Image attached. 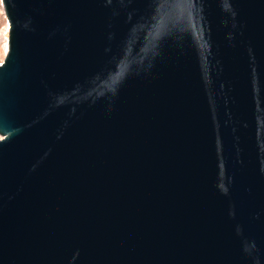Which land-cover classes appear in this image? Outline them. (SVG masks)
<instances>
[{
	"label": "water",
	"instance_id": "obj_1",
	"mask_svg": "<svg viewBox=\"0 0 264 264\" xmlns=\"http://www.w3.org/2000/svg\"><path fill=\"white\" fill-rule=\"evenodd\" d=\"M0 264H264V0H2Z\"/></svg>",
	"mask_w": 264,
	"mask_h": 264
},
{
	"label": "rangeland",
	"instance_id": "obj_2",
	"mask_svg": "<svg viewBox=\"0 0 264 264\" xmlns=\"http://www.w3.org/2000/svg\"><path fill=\"white\" fill-rule=\"evenodd\" d=\"M7 19L4 13V8L2 2H0V61L3 59L5 55V43H6V34L4 33V29L7 25Z\"/></svg>",
	"mask_w": 264,
	"mask_h": 264
},
{
	"label": "bare ground",
	"instance_id": "obj_3",
	"mask_svg": "<svg viewBox=\"0 0 264 264\" xmlns=\"http://www.w3.org/2000/svg\"><path fill=\"white\" fill-rule=\"evenodd\" d=\"M9 25H8V23H7V25H6V27H5V29H4V33L6 34V37H7V39H6V43H5V50L4 51H6L7 50V47H8V27ZM6 53V52H5Z\"/></svg>",
	"mask_w": 264,
	"mask_h": 264
},
{
	"label": "built area",
	"instance_id": "obj_4",
	"mask_svg": "<svg viewBox=\"0 0 264 264\" xmlns=\"http://www.w3.org/2000/svg\"><path fill=\"white\" fill-rule=\"evenodd\" d=\"M7 19V18H6ZM7 22H8V20H7ZM9 25V24H8ZM9 27V26H8ZM8 31H9V28H8Z\"/></svg>",
	"mask_w": 264,
	"mask_h": 264
},
{
	"label": "snow or ice",
	"instance_id": "obj_5",
	"mask_svg": "<svg viewBox=\"0 0 264 264\" xmlns=\"http://www.w3.org/2000/svg\"><path fill=\"white\" fill-rule=\"evenodd\" d=\"M0 2H2V0H0Z\"/></svg>",
	"mask_w": 264,
	"mask_h": 264
}]
</instances>
